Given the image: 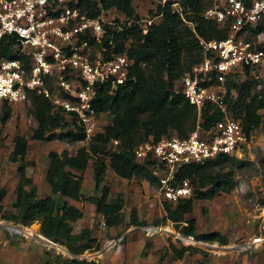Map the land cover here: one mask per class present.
<instances>
[{
	"label": "trees",
	"instance_id": "trees-1",
	"mask_svg": "<svg viewBox=\"0 0 264 264\" xmlns=\"http://www.w3.org/2000/svg\"><path fill=\"white\" fill-rule=\"evenodd\" d=\"M134 0H78L71 5H77L81 10L91 17H98L105 11L116 9L125 18L134 17ZM156 2L160 0H154ZM186 15V20L194 24L183 31L184 20L166 7L162 9L158 6L159 12L163 13L160 22L155 23L147 35H143L141 25L137 24L126 28L118 29L117 25L105 24V34L100 43H95L100 49H105L106 58L112 55L126 54L133 65L130 68L128 80L124 85L112 88L111 83L101 85L97 89L94 106L100 114L112 115L113 124L105 128L104 132L97 134L95 138L102 144H93L89 150L80 147L75 155L68 151L49 153L50 167L47 172V181L51 186V194L40 199L33 181L28 177L26 167L22 165L19 172V183L16 188V201L14 209L19 211V215L5 217L9 220H17L18 223L30 225L35 222L41 223V233L52 240L64 239L67 249L74 255L78 254L76 243L78 241L93 242L88 231L73 234L72 223L83 216V211L68 204L63 197L83 201L86 199L82 192L83 177L72 174L68 168H73L85 172L93 161L94 179L97 191L101 195L92 199L97 207L98 213L103 215L108 226H116L122 221L123 201L116 199L110 201L109 188L104 185L108 167L122 178L130 179L135 173L143 170L150 171L153 181L158 184L157 179L152 175L151 160L139 162L134 154V150L140 144L148 141H158L168 130L173 129L178 132V137L186 138L185 121L188 114L186 109L199 114V122L203 131L211 130L218 122L222 121L224 115L215 105L208 103L200 111L191 106L181 92L176 90L180 78L189 72L195 65L204 58V52L199 45L198 36L207 40H224L229 36V26H219L214 21L207 20L203 13L210 7L205 6L204 0H181ZM262 23L249 28L248 41H253L251 36L263 33ZM133 38V40L131 39ZM10 36H6L0 49L1 58H12L14 43ZM94 43V41H93ZM258 48L263 49L262 46ZM264 50V49H263ZM20 58L29 66L28 56L19 54ZM152 65V74L146 67ZM251 70L246 69L244 73H231L227 76L225 87L227 90L226 102L232 117L240 121L243 129L249 138L252 131L257 129L262 123L260 111H264V93H251V85L246 80L237 85L239 94L236 96L228 90V86L233 82V78L241 75H250ZM33 113L37 120V128L33 138L35 140H59L75 144L85 140V135L81 126L73 122L75 129L71 126V121L61 111H53L51 103L40 97L32 95ZM183 106L181 107V104ZM3 108L0 112V121L6 123L10 117V105L7 102L1 103ZM151 114L148 131L154 139L139 141L137 133L140 127L139 114ZM62 122L65 124L63 125ZM197 124V125H198ZM68 129L65 130L64 127ZM60 131H55L59 130ZM195 130V129H194ZM193 130V131H194ZM192 131V132H193ZM119 141V152L111 159L110 164L102 154H105L104 146ZM28 153V140L24 136L18 135L14 141V150L10 156L12 162L17 163L23 160ZM231 156H219L215 160L209 161L205 165L184 166L178 173L177 180H190L194 187V195L189 199H183L178 203L166 202V219L178 227L186 237H194L197 240L217 241V233L211 235L197 234L196 219H188L186 216L194 211V200H205L224 189L226 175H218L214 179V184L209 186L205 179L206 167L217 160H227ZM234 157V156H232ZM231 157V158H232ZM231 180V179H229ZM231 182V181H229ZM228 183V182H227ZM206 189V190H205ZM7 191L0 187V213L3 211V201ZM222 244L226 245L227 240L222 238ZM87 245L82 249H87ZM194 249L195 247H190ZM176 259H182L190 250L189 247L177 248L172 246ZM61 258V257H59ZM69 264H80L77 259L67 260Z\"/></svg>",
	"mask_w": 264,
	"mask_h": 264
},
{
	"label": "rangeland",
	"instance_id": "rangeland-1",
	"mask_svg": "<svg viewBox=\"0 0 264 264\" xmlns=\"http://www.w3.org/2000/svg\"><path fill=\"white\" fill-rule=\"evenodd\" d=\"M204 2L207 7L213 5V0ZM133 5V18H125L122 13L112 9L101 14L104 24L117 25L120 29L124 26L132 27L136 21L143 24L148 19L154 18L157 22L162 20L157 18L160 14L158 2L134 0ZM189 22L188 19L184 21L183 31L186 32L187 26L192 28ZM249 36L247 32L244 39ZM251 39L257 47L262 46L264 49V31L251 36ZM95 48L100 49L97 45ZM146 69L152 74V65H148ZM246 80L251 85V93H264V63L247 77H234L228 90L237 96V85ZM2 108L0 104V112ZM186 113V133L189 134L196 129L199 114L189 109H186ZM260 114L261 125L252 131L237 155L227 160H217L205 169L204 177L209 183L206 189L214 184L218 175H226L224 189L208 199H195L193 213L186 216L188 219H196L198 235L217 233V241L195 239L194 244L188 243L180 227L166 219V202L150 171L145 170L127 179L108 167L104 185L109 188V199L115 201L119 198L124 203L121 223L108 226L92 201L101 195V191L96 190L94 164L90 161L85 172L68 168L72 174L83 177L82 192L86 199L75 201L63 197L68 204L83 211L82 218L71 224L73 234L88 231L93 239V242L88 243L85 240L78 241L76 248L79 252L74 255L64 244L66 240L55 241L45 237L41 233L40 222L24 225L16 219L9 220L5 217L19 215L13 205L20 179L18 170L22 165L26 167L27 175L33 181L38 198L44 199L52 191L47 181L50 152L68 151L75 155L80 147L90 150L93 144H102L95 137L75 144L59 140H35L33 135L38 124L33 113L32 98L25 104L10 105L8 121H0V187L7 191L3 211L0 213V264H69V259H77L80 264H264V244L257 248L249 245L242 247L257 232L252 220L256 216L264 215V111H260ZM152 119L151 114H139L137 140L154 139L147 127ZM112 124V115L101 114L100 133ZM64 129L68 128L65 126ZM18 135L28 140V153L23 160L14 163L10 156ZM177 135L176 130L169 129L165 136ZM104 151L105 154L102 155L110 164L119 148L109 144L104 146ZM222 238L227 240L226 245L222 244ZM85 244L87 249H82ZM172 246L179 249L189 247L190 250L182 259H176Z\"/></svg>",
	"mask_w": 264,
	"mask_h": 264
},
{
	"label": "built area",
	"instance_id": "built-area-1",
	"mask_svg": "<svg viewBox=\"0 0 264 264\" xmlns=\"http://www.w3.org/2000/svg\"><path fill=\"white\" fill-rule=\"evenodd\" d=\"M74 1L78 0H0V49L6 36L15 46L14 57L0 59V104H25L32 95L40 96L51 103L53 111L77 122L90 140L100 133L101 126V114L94 106L97 89L106 83L112 88L124 85L133 60L126 54L106 58L105 49L95 48L106 32L104 21L101 15L91 17L79 6H72ZM158 6L171 8L184 21L189 14L181 0H160ZM203 16L219 26L228 25L229 36L224 40L198 36L204 58L180 78L176 90L199 113L206 104L215 105L223 120L209 131L198 124L186 138L164 136L134 150L139 162H153L159 193L169 203L194 195L190 180H177L181 168L235 156L247 142L242 124L229 112L225 82L231 73L254 71L264 63V50L244 39L250 27L264 22V0H213ZM157 18H163V13ZM155 23L154 18L137 22L143 35ZM188 24L194 27L192 22ZM19 54L28 56L29 66L15 57ZM112 145L117 148L119 141ZM252 223L257 232L243 248L264 244V215L256 216ZM185 240L196 242L194 237Z\"/></svg>",
	"mask_w": 264,
	"mask_h": 264
}]
</instances>
